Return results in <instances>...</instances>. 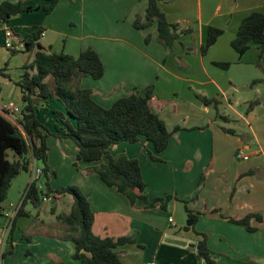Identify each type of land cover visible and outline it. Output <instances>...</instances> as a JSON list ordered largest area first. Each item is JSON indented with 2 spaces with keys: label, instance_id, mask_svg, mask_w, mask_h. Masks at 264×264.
Instances as JSON below:
<instances>
[{
  "label": "crops",
  "instance_id": "obj_1",
  "mask_svg": "<svg viewBox=\"0 0 264 264\" xmlns=\"http://www.w3.org/2000/svg\"><path fill=\"white\" fill-rule=\"evenodd\" d=\"M5 1L42 6V0H0V3ZM173 1L159 0L166 20L178 25L180 30L192 31L181 34L170 49L158 42L156 23L148 29L133 27L138 15L145 20L148 0H59L47 15L60 12L57 16L61 17L65 11L73 13L77 34L72 40L63 42L65 34L58 31L55 24L48 27L43 23H30L28 32L22 27L23 31L18 32L15 26L23 16L36 13L33 12L1 25L0 48L12 54L32 53L34 58L36 48L29 52L25 49L38 30L43 33L38 44L47 52L77 57L82 50L92 47L103 62L104 74L99 80L81 78L79 87L92 91V99L104 108L111 107L132 90L141 93L147 86H154L150 105L172 132L167 148L157 156L160 161L152 160L153 145L145 141L123 142L108 151L112 157L125 154L137 159L146 184L144 195L149 201L170 196L166 209L159 204L146 209L143 200L131 206L125 196L106 186L91 171L107 163L106 158L95 163L78 162L75 167V144L52 136L47 139L48 165L56 173L50 180L51 188L79 187L94 212V235L134 240L117 248L123 264H205L194 247L202 234L207 236L208 249L217 264H264V103L248 110L250 102L264 101V47L251 45L240 59L231 47L242 19L252 12L264 14V0H195V12L192 7L171 8ZM208 27L220 29L222 34L202 55ZM6 29L13 31L11 42L22 45V50L16 52L7 48ZM147 36L150 37L148 43L145 42ZM215 63H230V66L225 70ZM23 73L24 67L19 80ZM258 80L262 82L256 86L254 81ZM197 95L217 100L218 113L227 120L218 118L216 109L204 105ZM6 96L10 100L3 97L0 89V103L16 101L22 108V94L17 86ZM49 102L40 103L37 114L48 111ZM60 107L51 111L62 110ZM52 118L54 126L53 115ZM240 123L248 130L238 133L235 126ZM176 127L181 130L173 132ZM237 151L248 156V160L237 159ZM62 164H67L68 169ZM64 169L68 177L59 187L56 184ZM31 175L29 167L13 180L2 204L0 225L21 202ZM182 201L188 202L187 207L193 213L203 214L198 216L194 226L200 235L191 227L185 230L188 218ZM46 202L50 203L49 208ZM46 202L39 208L31 204L23 208L26 216L17 219L13 253L1 259L0 264L1 261L6 264H78L72 259L74 245L66 239L70 229L56 220L58 214L69 212L72 199L59 196L53 203ZM254 215L258 218L252 217L249 221L254 232L228 220ZM169 219L174 221V226Z\"/></svg>",
  "mask_w": 264,
  "mask_h": 264
},
{
  "label": "trees",
  "instance_id": "obj_2",
  "mask_svg": "<svg viewBox=\"0 0 264 264\" xmlns=\"http://www.w3.org/2000/svg\"><path fill=\"white\" fill-rule=\"evenodd\" d=\"M59 0H42V6L19 1L17 3H0V24L9 22L13 17L42 10L46 15L50 14L57 6ZM156 23L158 31V42L165 48L170 49L181 34L191 33V29L180 30L178 25L170 24L165 14L159 7V0H148L145 20L142 21L138 15L133 22L137 30L148 29ZM39 30L33 33V38L26 43L28 52H34L33 61L24 67V73L15 85L19 88L22 97V110L18 124H14L0 114V218L2 217V204L7 198L8 191L13 180L30 167L31 159L42 160L44 168L41 176L31 182L22 199L7 239V250L1 259L13 253V233L19 217L26 216L23 208L31 204L34 208L48 198L51 202L59 196H69L72 204L68 213L58 214L56 220L66 225L70 231L66 239L74 245L72 259L78 264H123L117 251L119 246L134 243L131 238H101L93 234L94 212L89 202L79 187L75 185L65 186L53 190L50 185L51 178L56 173L50 170L48 165V137L52 136L58 140H71L77 147V154L73 165L78 162L95 163L103 158L107 163L93 167L100 180L108 187L127 198L131 206L137 200H143L146 209L154 208L157 204L166 209V202L171 199L155 198L149 201L144 191L146 184L143 181L141 168L137 159H130L125 154L112 157L109 148L120 143L135 144L145 141L153 145L155 154L152 160L160 161L157 157L168 146L172 135L163 120L152 109L150 102L154 96V86H147L141 93L132 90L126 96L116 100L111 107L104 108L92 99V91L79 87L81 78L90 77L99 80L104 74V65L98 53L87 47L77 57L64 53L47 52L38 44ZM222 30L208 27L206 42L201 48V54L205 55L213 46ZM147 36L145 42L148 43ZM251 45L259 48L264 47V14L252 12L242 19L235 38L231 42L232 49L238 54L239 59L249 50ZM261 54L258 56V62ZM258 64V63H257ZM216 66L227 69L230 63H215ZM6 68L0 69V75L4 74ZM35 70V72H34ZM258 81H254L256 83ZM197 98L207 106H213L217 111V117L223 121L227 118L219 115V103L215 99H207L201 95ZM57 101L62 110H53V130L44 128L37 118V107L39 103ZM264 101L255 100L249 103L248 110ZM42 130L45 133H42ZM181 130L180 127L173 132ZM226 133L233 134L234 131L223 129ZM202 180V179H201ZM184 204L187 218L193 221L191 229L194 230L195 223L201 213H193ZM214 213L217 211H213ZM258 216H246L235 220L228 218L229 222L243 226L248 232H254L255 228L250 226L251 218ZM202 239L194 246L198 257L205 264H217L212 257L208 246L207 236L202 234ZM57 264H65L58 262Z\"/></svg>",
  "mask_w": 264,
  "mask_h": 264
},
{
  "label": "rangeland",
  "instance_id": "obj_3",
  "mask_svg": "<svg viewBox=\"0 0 264 264\" xmlns=\"http://www.w3.org/2000/svg\"><path fill=\"white\" fill-rule=\"evenodd\" d=\"M170 6H171V8L181 9V10H183V9L187 10L188 7H192V11H194V12L197 10L195 0H174L173 3L170 4ZM35 12L39 13V14L34 13V14H28V15L23 16V18H22L23 20L18 22V25L15 26L17 28L18 32H22L23 29L25 30V33L28 32V30L30 28H28L27 24H30V23L31 24H39V23L42 24L43 23L46 26L48 25V27L50 24H55L56 28L59 29L58 31L65 34L63 37V42L65 41V39H67V42H69V39L72 40V36H76L77 31H75V26H74V22H75L76 18H75V15L73 13H71L69 11H65L66 12L65 14H62L61 17H58L57 15L60 12H57V13L52 14V15H46L42 10L41 11H35ZM13 18H15V17H13ZM72 23H73V25H71ZM20 27H22L23 29L20 30ZM25 35H27V34H25ZM30 35H31V33H30ZM49 35L52 38L55 37V35L53 33H50ZM28 36L29 35H27V37ZM32 61H33L32 53L20 52V53L12 54L9 50H7L5 48H0V69L7 67V72H6L7 77L0 76V89L2 90L3 97H5L6 100H10V99H7L8 97L6 95H8L12 89L16 88L15 83L17 81H19V77L22 74V68L25 66H29ZM21 66H22V68H21ZM261 82H262L261 80H258V82H256V86H258L257 84H259ZM244 92H247V91L244 90ZM17 93L19 94V92H17ZM12 100H14V99H12ZM15 100H17V98H15ZM4 102H6V101H4ZM13 102L16 103V101H13ZM60 106H61V104L58 102L50 103L48 111L43 110L37 114L38 119L40 120L41 124L44 126V128L46 130L50 131L53 127V122H52L53 118H52V114H51L52 111L51 110L55 109V108L61 109ZM235 128H236V131L238 133H241L243 130H246V131L248 130V127L243 123H240L239 125L235 126ZM52 153L54 154L53 150H52ZM62 165L64 166L65 169H68L67 164H65V165L62 164ZM65 169L60 172L61 176H60V179L58 180V182L56 184L59 187L61 184H63L64 180L68 177V175H67L68 171H66ZM67 186H71V185H67ZM63 187H65V186H63ZM66 197H69V196H66ZM45 204H46L47 208L50 207V203L46 202ZM1 263L6 264L4 261H1Z\"/></svg>",
  "mask_w": 264,
  "mask_h": 264
},
{
  "label": "built area",
  "instance_id": "obj_4",
  "mask_svg": "<svg viewBox=\"0 0 264 264\" xmlns=\"http://www.w3.org/2000/svg\"><path fill=\"white\" fill-rule=\"evenodd\" d=\"M0 27H1V24H0ZM13 34L14 33L11 29L5 30V37L7 40L6 44H7V48L12 49L17 52V51L22 50L23 46L22 45L19 46L11 42V38L13 37ZM42 36H43V33L39 32V37H42ZM21 110L22 108L18 106L16 103H14L13 101H7V102L0 103V113L5 114L8 120L16 125L18 124V119L20 118ZM235 156L239 160H243V161L248 160V156L243 155L241 151H237ZM30 167L32 170V175L30 179V183H31L34 180H37L41 176V168H39V166L37 165V160L34 158L31 159ZM45 201H51V198H48ZM21 202L13 208L12 215L8 216L7 220H5V222L2 225H0V260H1L3 253L6 251L7 239L9 236L10 229H11L12 220L14 219L19 207L21 206ZM169 223L172 226H174V221L172 219H169Z\"/></svg>",
  "mask_w": 264,
  "mask_h": 264
},
{
  "label": "water",
  "instance_id": "obj_5",
  "mask_svg": "<svg viewBox=\"0 0 264 264\" xmlns=\"http://www.w3.org/2000/svg\"><path fill=\"white\" fill-rule=\"evenodd\" d=\"M37 165L39 166V168L43 169L44 168V163L42 162V160H38L37 161ZM193 224V221L188 219L186 221V227H185V230H188Z\"/></svg>",
  "mask_w": 264,
  "mask_h": 264
}]
</instances>
